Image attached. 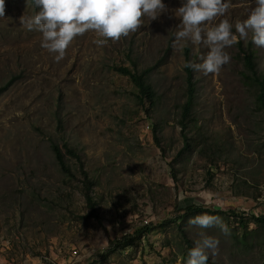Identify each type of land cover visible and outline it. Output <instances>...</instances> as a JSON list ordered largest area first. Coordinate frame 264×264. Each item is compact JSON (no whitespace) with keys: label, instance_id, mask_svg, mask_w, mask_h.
Returning a JSON list of instances; mask_svg holds the SVG:
<instances>
[{"label":"rangeland","instance_id":"374dc122","mask_svg":"<svg viewBox=\"0 0 264 264\" xmlns=\"http://www.w3.org/2000/svg\"><path fill=\"white\" fill-rule=\"evenodd\" d=\"M162 2L165 11L142 17L137 31L102 46L86 31L57 62L40 47L41 34L20 23L35 13L31 3L3 0L0 87L10 84L0 91V264H184L185 238L193 245L202 231L219 239L207 264H264V226L250 218L243 228L231 212L264 215V112L245 80L239 43L255 51L260 72L264 48L249 34L225 49L230 60L219 73L194 72L190 147L182 150L185 51L199 63L207 49L173 44L181 0ZM253 6L231 0L211 23L242 21ZM114 66L150 68L153 108L138 101L135 85ZM51 143L63 150L72 176L60 169ZM64 144L94 181L100 221L89 215L79 161ZM191 204L208 210L156 225ZM204 213L220 216L230 234L188 223ZM141 226L155 228L99 263L111 240Z\"/></svg>","mask_w":264,"mask_h":264},{"label":"clouds","instance_id":"9594fccd","mask_svg":"<svg viewBox=\"0 0 264 264\" xmlns=\"http://www.w3.org/2000/svg\"><path fill=\"white\" fill-rule=\"evenodd\" d=\"M29 2L36 11L27 18L21 16L20 23L28 31L41 34L40 47L54 53L57 62L73 39L86 31H94L99 38L93 43L102 46L108 38L115 41L137 31L143 24L142 17L155 20L165 11L162 0H26ZM230 3L231 0H181L174 12L180 22L173 33V44L185 41L207 49L201 62L186 61L185 68L205 76L219 73L230 60L225 49L249 34L254 46L264 48V0H253L254 6L242 21L232 24L228 19H220L212 24L217 17L224 16ZM3 12L0 0V16ZM188 223L199 229L215 227L225 236L231 231L218 215H195ZM199 237L187 250L184 264H207L209 255H215L219 239L203 231Z\"/></svg>","mask_w":264,"mask_h":264},{"label":"trees","instance_id":"16d2710c","mask_svg":"<svg viewBox=\"0 0 264 264\" xmlns=\"http://www.w3.org/2000/svg\"><path fill=\"white\" fill-rule=\"evenodd\" d=\"M239 51L242 52L241 59L243 61L245 69L247 70L246 72H244L245 80L254 87L256 101L259 107L261 108V110L264 112V70L260 72L257 69L256 55H255V51L252 50V48L244 49L241 43H239ZM185 56H186L185 61H189L187 48L185 51ZM113 68L117 72L127 75L130 78L131 82L137 88L136 97L140 103L148 106L149 108H153L155 106L157 102L156 93L153 90L152 86L147 81V74L150 71V68H147L142 71H138L137 69L130 68L128 66H114ZM184 71H185V84H186L185 87L186 99L185 102L181 105L180 120H179V124L181 127V134L184 141L182 150L190 147V141L187 135V129L191 126L194 119L192 104L196 94V81L194 77V71L190 68H185V67H184ZM9 84L10 82H8L5 86L0 87V91L6 88ZM155 129L156 127L154 126V130ZM154 138L159 143V137L157 133H154ZM64 147L66 153L73 155L79 161V168L82 175V185H83L82 189H84L83 194L87 202V205L91 208L89 215L95 216L100 221L97 213L95 212V207H94L95 201L91 195V191L94 186V181L90 178L88 172L84 169V164L81 161V157L77 153V151L73 147H70L68 144H64ZM51 148L60 169L64 173L72 176L70 167L66 163L63 150L56 143H51ZM207 210L208 207H204L202 205H197V204H191L182 208L178 212L176 217L162 220L161 222H158L156 225H164L171 221L177 222L179 219H185L195 214L198 211H207ZM231 212L234 216L237 217L239 226L243 228H247V224L248 221H250V218L257 226H264V215L253 214L251 215V217L246 218L244 217V214L235 211V209H233ZM154 228L155 226H151V227L145 226L143 228L141 226L136 228L133 231V233H127L124 234L122 237L111 240L109 247H107L103 251L99 263L103 262L105 259H107L112 253L116 252L117 250H124L129 248L137 240H140L147 232L153 230ZM185 242L188 248L193 246L189 239L185 238ZM93 264H96V262Z\"/></svg>","mask_w":264,"mask_h":264}]
</instances>
